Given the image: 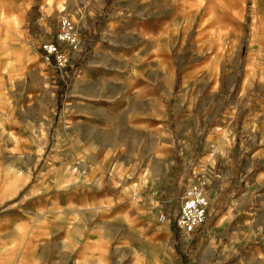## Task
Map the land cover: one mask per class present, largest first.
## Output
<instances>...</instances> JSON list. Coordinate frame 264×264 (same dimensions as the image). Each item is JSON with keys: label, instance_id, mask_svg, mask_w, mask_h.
<instances>
[{"label": "crops", "instance_id": "crops-1", "mask_svg": "<svg viewBox=\"0 0 264 264\" xmlns=\"http://www.w3.org/2000/svg\"><path fill=\"white\" fill-rule=\"evenodd\" d=\"M2 1L10 4L0 6V264H166L175 260L172 250L158 246V227H153L157 222L150 221L153 207L130 201L124 194L133 193V188L126 184L114 196L119 186L107 181L105 163H99L105 157L99 160L94 149L109 137L115 138L111 143L119 144L127 131L143 134L145 124L159 133L161 97L170 95L169 89L161 93L160 65L172 63L177 24L191 30V19H186L198 15L199 31L207 33L212 24L209 17L229 16L235 24L231 46L240 48L243 36L238 26L247 9L251 20L245 47L252 65L237 79L231 120L217 127L230 129L231 138L217 134L200 158L203 193L209 203L201 233L207 249L220 241L230 242L216 254L219 261L264 264V0H212L216 11L193 7V0H119L121 6L91 40L63 93L60 119L66 123L63 133L69 135L68 142L62 138L59 144L70 146V151L69 147L62 151L60 160L70 169H50L46 157L38 171L35 166L43 161V148L27 150L41 145L32 137V129L36 123L45 127L48 98L36 93L30 83L26 88L25 82L32 69H40L33 48L52 40L56 32L59 0H39L37 12L53 17L31 22L43 34L27 40L18 25L25 11L30 12L25 6L32 0ZM194 1L207 6L209 0ZM219 47L225 46L221 42ZM20 110L23 119L18 125L28 132L23 152H17L13 132L14 116ZM123 152V148L114 149L115 155ZM141 155L136 154L135 161H142ZM142 173L136 168L132 175ZM136 203H140L137 214L129 216ZM163 232H168V224ZM127 238L136 241L134 250L115 248ZM249 242L252 246L242 248ZM190 260L209 262L202 252Z\"/></svg>", "mask_w": 264, "mask_h": 264}, {"label": "rangeland", "instance_id": "rangeland-1", "mask_svg": "<svg viewBox=\"0 0 264 264\" xmlns=\"http://www.w3.org/2000/svg\"><path fill=\"white\" fill-rule=\"evenodd\" d=\"M7 3L9 2L2 1L0 6H6ZM39 3V0L37 2L35 0L27 1L25 8H30V12L25 11L20 18L18 26L25 40L29 39V36L34 38L35 35L43 34L31 22H37L40 19L51 20L53 17L52 13L47 16L43 12H37ZM192 4L193 7L217 10L216 1L212 0L207 1V6L206 2L194 0ZM59 5V15L56 19L65 15L73 22L76 28L78 48L70 55V63L61 73L45 65L40 58L38 45L32 50V55L37 60V66H40V69L37 72L32 69L29 79L25 82L26 88L30 83L35 87L33 90H36V93L47 94L49 106L45 127H40L39 123H36V127L32 129V137H35L37 143L40 141L41 145H32V149L27 150L33 153L39 147L43 148L41 150L43 161L37 163L36 171L45 163L46 157L48 158L47 167L50 169L69 168L68 164L62 165L60 160L63 155L62 151L66 152L68 147L70 151V146L64 145L63 147L59 144L62 138L68 142L69 135V132L63 133L66 123L62 124L60 119L63 93L65 88L71 84V77L81 59L88 52L91 40H94L98 31L110 21L113 11L118 10L121 6L119 0H59ZM249 13L248 9L245 10V16L241 18L238 26L243 36L242 39L239 38L241 40L240 48L231 46L232 30L235 24L233 18L229 16L215 17L213 15L209 17L208 20L212 21V24L207 30L208 34L200 33V17L198 15L186 19L187 22L191 19V30L186 31L182 23L181 25L177 24L178 33L170 55L172 63L160 65V90L161 93H165L169 89L170 95L161 97L159 133L156 134L155 129L147 127L145 124L143 134L134 130L127 131L125 135L121 136L119 144L111 143L115 138L109 137L104 143L96 145V150L94 149L96 156H101L98 158L99 160L103 156L105 157V161L97 162L101 163L100 165L105 163L103 167L106 169L107 181L119 186L118 189L113 190L114 196L120 195V187L126 184L133 188V193L124 194L130 201L144 202L145 206L149 205V209L153 207L151 223H156L158 214L165 215V224L156 225L158 224L156 223L153 227H158L160 250L170 249L173 251L175 260L169 259V263L166 264H196L190 259L195 256L199 257L201 252L203 258L205 256L209 259L207 264H227V262L219 261L216 254L224 250L223 246L230 242L220 241L217 242V246L214 244L207 249V241L203 239L206 225L203 224L191 241L186 243L174 227V217L180 196L185 188L200 182H203V189L206 186L200 176V158L203 156V150L207 145L215 143L219 133L220 137L228 135L231 138V134H228L230 129L222 130L217 127H221L223 123L227 126L228 121L231 120L230 106L233 100V90L237 88V79L249 63L252 65L248 60L249 50L245 47L250 29ZM134 19V17L131 18L133 21ZM179 21L178 19L177 23ZM89 26H92V29L87 33ZM198 40H200L201 46ZM221 42L225 46L224 49L217 48ZM5 70L8 71V69ZM64 116L66 119V115ZM14 118L17 121H15L17 127L15 126L13 131L16 136L15 147L19 149L17 152H23V139L28 132H24L18 125L19 120L23 119L22 110L16 112ZM105 123L110 124L111 122L105 120ZM229 141L231 142L230 139ZM115 147L123 148L124 152L115 155ZM139 153L142 156V161H135V156ZM53 155L57 159L51 157ZM136 164L139 166L136 167ZM136 168L143 170L140 177L132 175ZM138 179H140L139 184ZM138 185H143V187L138 188ZM140 203H136L137 207L129 209V216L137 214L136 208H140ZM166 224H168V232L164 233ZM203 229L202 234L201 230ZM115 233L117 232H113V235ZM123 237L125 238V236ZM124 243L115 248L126 247L130 250L136 248V241L133 238L125 240ZM248 246H252V243L249 242L242 248H248ZM227 259L233 258L228 257Z\"/></svg>", "mask_w": 264, "mask_h": 264}, {"label": "built area", "instance_id": "built-area-1", "mask_svg": "<svg viewBox=\"0 0 264 264\" xmlns=\"http://www.w3.org/2000/svg\"><path fill=\"white\" fill-rule=\"evenodd\" d=\"M78 48L76 28L65 15L57 20V29L52 40L38 45L40 58L45 65L61 73L70 63V55ZM208 201L203 193V182L191 184L180 196L178 209L174 217V227L181 238L189 243L194 234L203 226L206 218ZM166 221L162 213L156 216V222Z\"/></svg>", "mask_w": 264, "mask_h": 264}, {"label": "bare ground", "instance_id": "bare-ground-1", "mask_svg": "<svg viewBox=\"0 0 264 264\" xmlns=\"http://www.w3.org/2000/svg\"><path fill=\"white\" fill-rule=\"evenodd\" d=\"M165 223H162V225H164Z\"/></svg>", "mask_w": 264, "mask_h": 264}]
</instances>
